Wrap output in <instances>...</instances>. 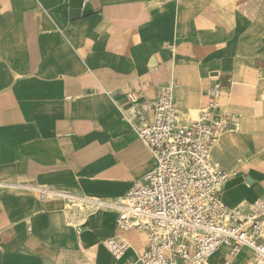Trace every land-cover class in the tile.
<instances>
[{"label":"crops","instance_id":"0c3cea01","mask_svg":"<svg viewBox=\"0 0 264 264\" xmlns=\"http://www.w3.org/2000/svg\"><path fill=\"white\" fill-rule=\"evenodd\" d=\"M74 1L0 0V264L138 262L144 232L120 260L104 245L107 204L153 169L121 116L130 93L172 86L185 125L217 103L239 122L212 153L223 202L264 200V0H84L78 17Z\"/></svg>","mask_w":264,"mask_h":264},{"label":"built area","instance_id":"2783aa9c","mask_svg":"<svg viewBox=\"0 0 264 264\" xmlns=\"http://www.w3.org/2000/svg\"><path fill=\"white\" fill-rule=\"evenodd\" d=\"M121 116L148 148L153 169L121 200L107 204L118 211V235L104 245L115 260L129 248L126 235L146 234L147 246L136 264H232L242 250L252 264H264V200L252 207L229 208L223 202L228 175L212 161V153L227 132L239 127L233 116L219 112L217 103L199 118L183 124L172 86L147 93H130ZM38 198L58 192L35 188Z\"/></svg>","mask_w":264,"mask_h":264},{"label":"water","instance_id":"95a60500","mask_svg":"<svg viewBox=\"0 0 264 264\" xmlns=\"http://www.w3.org/2000/svg\"><path fill=\"white\" fill-rule=\"evenodd\" d=\"M74 2H76V4H74V5H75L74 7H75L76 9H78V10H76L75 12H73V16H74V17H78V16L80 15V9H81V7H82V5H83L84 0H75ZM154 67H155V62L152 61V62L147 66V68L143 70V72H146L147 70L153 69Z\"/></svg>","mask_w":264,"mask_h":264},{"label":"bare ground","instance_id":"6f19581e","mask_svg":"<svg viewBox=\"0 0 264 264\" xmlns=\"http://www.w3.org/2000/svg\"><path fill=\"white\" fill-rule=\"evenodd\" d=\"M220 250L209 259V263L213 262L214 258L219 254Z\"/></svg>","mask_w":264,"mask_h":264},{"label":"rangeland","instance_id":"374dc122","mask_svg":"<svg viewBox=\"0 0 264 264\" xmlns=\"http://www.w3.org/2000/svg\"><path fill=\"white\" fill-rule=\"evenodd\" d=\"M244 257H245V255L243 254V255H242V259H244ZM218 262L220 263V259H219V261H218ZM234 263H235V262H234ZM234 263H233V264H234Z\"/></svg>","mask_w":264,"mask_h":264}]
</instances>
